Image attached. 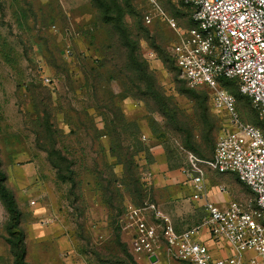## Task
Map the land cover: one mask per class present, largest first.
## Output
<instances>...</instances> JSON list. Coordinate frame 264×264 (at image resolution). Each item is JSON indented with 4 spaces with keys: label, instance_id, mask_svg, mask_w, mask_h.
<instances>
[{
    "label": "rangeland",
    "instance_id": "obj_1",
    "mask_svg": "<svg viewBox=\"0 0 264 264\" xmlns=\"http://www.w3.org/2000/svg\"><path fill=\"white\" fill-rule=\"evenodd\" d=\"M110 2L0 0V170L25 220L57 233L39 246L19 226L30 264H147L132 252L124 206L154 202L178 233L202 227L207 214L191 199L188 156L211 159L220 137L235 130L212 92L187 85L173 61L177 33L192 26L182 0H158L177 31L152 11L153 23L145 24L129 0L122 18L128 43L106 20ZM150 10L143 4L144 14ZM222 87L234 95L240 121L260 127L256 119L264 118L248 98ZM205 172L220 208L252 200L234 174ZM9 224L0 197L4 264L14 261ZM56 236L67 240L64 259Z\"/></svg>",
    "mask_w": 264,
    "mask_h": 264
},
{
    "label": "built area",
    "instance_id": "obj_2",
    "mask_svg": "<svg viewBox=\"0 0 264 264\" xmlns=\"http://www.w3.org/2000/svg\"><path fill=\"white\" fill-rule=\"evenodd\" d=\"M136 1L151 9L144 16L147 25L153 23V12L177 31L176 20L158 0ZM183 3L192 26L177 33L171 56L181 79L191 87L206 86L213 106L232 116L235 130L220 137L211 159L188 156L191 199L203 202L207 214L202 227L178 233L159 205L129 202L123 229L132 252L148 264H153L152 256L156 263L167 258L178 264H264V134L240 121L235 97L222 87V81H233L264 118V0ZM205 169L234 174L251 191L252 200L220 208L211 200ZM225 249L228 254L223 255Z\"/></svg>",
    "mask_w": 264,
    "mask_h": 264
},
{
    "label": "trees",
    "instance_id": "obj_3",
    "mask_svg": "<svg viewBox=\"0 0 264 264\" xmlns=\"http://www.w3.org/2000/svg\"><path fill=\"white\" fill-rule=\"evenodd\" d=\"M96 1L97 2H101L102 0H96ZM124 1H125L124 3L122 1V4H120L119 0H111L109 6L107 4H105V7H106L105 14H106L107 22L114 23L115 27L119 31H121V34L123 36L124 41L128 43L129 42L128 37L125 35V31L122 28L123 27L122 26L123 25V19L122 18L125 15L124 6H127V7L131 8V5H129V2H128L129 0H124ZM134 1L136 3H138L137 5L139 6L138 10L140 11V16L142 18V21L145 23V20H144L145 14H144V11H143V7L138 1H136V0H134ZM182 3H183V0H182ZM183 5H184V3H183ZM112 7H114L116 9L115 11H116V14H117V18H113V17L110 16V14L113 12ZM184 7H185V5H184ZM185 8L187 9V11L189 13V18H190L189 9L187 7H185ZM133 53H134V51L132 50L130 52V58H131V60L133 62H135V60H134L135 57H134ZM143 75L146 76V77L150 76L148 68L145 67V66L143 67ZM149 85H153V82L150 81ZM149 85H148V88H151ZM222 85H225V86L226 85H231L239 93L238 89L234 85V82L231 81V80L222 81ZM204 87H206V86H204ZM256 120L258 122V125H260V127L258 126L257 128H259V129L261 128L262 130H264V122H262L260 119H256ZM262 132L264 134V131H262ZM199 158H201V157H199ZM201 159H205V158H201ZM0 168H1V162H0ZM5 181H6V176L0 170V197L5 201L7 210L9 212V214H10V224L8 226V233H9L10 237L7 239V243L13 249L14 264H30L27 261V249H26V245H25V234H24V232L18 230L19 226L21 225L22 213H21L20 209L18 208L19 206L17 205V202H16L14 194L12 192H10L7 189V187L5 186V184H4ZM72 182H73V180H72ZM131 203H133L136 206H140V205L136 204L135 202H133L132 200H131ZM151 203H154V202H151ZM124 210H125V206H124V209H123V214H124ZM129 240H130V237H129ZM130 246H131V243H130Z\"/></svg>",
    "mask_w": 264,
    "mask_h": 264
},
{
    "label": "crops",
    "instance_id": "obj_4",
    "mask_svg": "<svg viewBox=\"0 0 264 264\" xmlns=\"http://www.w3.org/2000/svg\"><path fill=\"white\" fill-rule=\"evenodd\" d=\"M20 210H21V213L23 216L21 226L23 229L25 228L26 233H28V235L31 236V238H33L36 241L35 244H38L39 246H41L42 245L41 242L45 243V241H43V239H47V238H53L54 239V237L57 233H56V231H53L52 227H47L45 225H41L40 223L33 221V219H31L30 221L25 220L26 209L21 207ZM56 239L59 241V242H57L59 245V256L60 257L62 256L61 258H63L64 254H65L64 250L67 248V240L65 237H61L58 239L57 236H56ZM0 248L3 251V252L0 251V264H4L3 255H4L5 247H4V245L1 244ZM27 251H28L27 252V256H28L29 248L27 249ZM41 252L43 254L47 253V251H41ZM12 264H14V261H12ZM66 264H85V263H83V262H72V261L67 262L66 261Z\"/></svg>",
    "mask_w": 264,
    "mask_h": 264
},
{
    "label": "water",
    "instance_id": "obj_5",
    "mask_svg": "<svg viewBox=\"0 0 264 264\" xmlns=\"http://www.w3.org/2000/svg\"><path fill=\"white\" fill-rule=\"evenodd\" d=\"M150 261H151V263H156L157 262V257L156 256H152V257H150Z\"/></svg>",
    "mask_w": 264,
    "mask_h": 264
}]
</instances>
